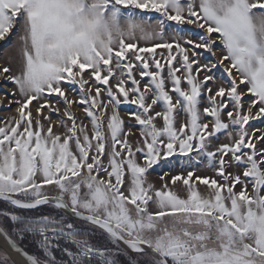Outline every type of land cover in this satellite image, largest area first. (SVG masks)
Returning a JSON list of instances; mask_svg holds the SVG:
<instances>
[{
    "label": "snow or ice",
    "instance_id": "obj_1",
    "mask_svg": "<svg viewBox=\"0 0 264 264\" xmlns=\"http://www.w3.org/2000/svg\"><path fill=\"white\" fill-rule=\"evenodd\" d=\"M13 36L0 264H264V0H0Z\"/></svg>",
    "mask_w": 264,
    "mask_h": 264
},
{
    "label": "rangeland",
    "instance_id": "obj_2",
    "mask_svg": "<svg viewBox=\"0 0 264 264\" xmlns=\"http://www.w3.org/2000/svg\"><path fill=\"white\" fill-rule=\"evenodd\" d=\"M191 27V26H189ZM193 31H199L196 29H193ZM15 41H16V37L13 36L11 41H9L8 44H4V42H0V65H4L7 63V57L9 54H11L14 57V62H13V70H16V66L19 60V55L18 53L15 51ZM10 45H12V47H10ZM160 51V50H158ZM217 55L219 56V52L217 53ZM216 75L217 77H224L226 79V74L223 73L222 68L218 69L216 71ZM13 86L11 84L8 85H3L0 84V98H3V93L5 91H8L12 88ZM69 98H77L75 93H69ZM56 97L53 96L52 100L53 102L56 101ZM5 103H7V101H5ZM35 103V102H34ZM15 105L13 104L12 108L10 110H2L0 109V116H13L15 115ZM136 110V106L134 105H121L120 106V114L122 116V118H124L126 120V122H128V116L126 115L129 111H135ZM159 110V108L157 109ZM73 111H75L77 113L78 118L83 117V112L78 109V108H74ZM186 117H181V119H185ZM53 119H56V116H53ZM85 123H87V121L85 120ZM254 127H264V125L260 124L259 122H255ZM55 130V129H54ZM62 131V129H61ZM133 140H136L137 137H132ZM224 137H221V140H223ZM186 157H179V156H174L168 159V161H162L160 164L154 166V168L152 170H150L149 172V179L150 181H152L153 183H155V185L157 187L160 186L161 181L159 179L160 175L163 173H169V177H166V179H169L171 175H176V174H180V173H185L186 171L189 169H186L183 161L186 160ZM231 171V169H230ZM197 174L201 175V176H213V172L211 170H209L206 167V164H201L197 170ZM177 190L180 191V194L183 196L184 192L183 189L179 187V185L177 186ZM200 190L203 193L207 192V189L204 188L203 186H200Z\"/></svg>",
    "mask_w": 264,
    "mask_h": 264
}]
</instances>
